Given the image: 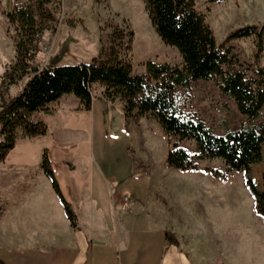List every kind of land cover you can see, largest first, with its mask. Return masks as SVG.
Wrapping results in <instances>:
<instances>
[{"label":"rangeland","instance_id":"rangeland-1","mask_svg":"<svg viewBox=\"0 0 264 264\" xmlns=\"http://www.w3.org/2000/svg\"><path fill=\"white\" fill-rule=\"evenodd\" d=\"M28 1L32 0H0V79L14 63L16 41L15 31L7 24L4 13ZM59 4L55 33H45L38 44L33 63L38 68L89 63L107 45L111 33L108 24L133 32L131 51L126 57L133 74L144 75L143 65L147 61L157 66L182 67L177 50L161 43L155 34L141 1L59 0ZM195 4L204 14L217 44L233 29L264 23V0H195ZM229 46L243 67L252 65V37L234 40ZM259 65L264 68V48ZM28 79L25 77L8 89L0 86V106L2 101L19 94ZM102 92L103 87L92 85L93 125L89 113L73 116L78 101L66 95L35 115L38 119L55 116L46 119V135L18 139L13 152L31 143L28 150L37 153L40 162L41 150L46 148L57 172V159L72 150L109 154L121 169L134 168L135 186L145 185L152 198L166 208L168 227L194 262L264 264V220L254 211V200L244 186L242 174L230 172L227 181L221 183L202 173L166 168V153L176 140L166 135L152 117L125 123L121 103L105 101ZM180 102L186 116L200 119L218 135L226 128L235 129L238 124L247 123L233 101L223 96L213 82L199 81L187 92L180 91ZM263 122L264 118L255 121ZM91 133L95 136L94 144L90 142ZM84 137L89 138L86 143ZM72 138L79 139V148L61 146V141ZM179 146L195 153V145L190 141L179 142ZM199 165L225 170L218 159L204 160ZM263 175L264 144L262 160L250 173L258 190H264ZM128 184L132 187V180ZM128 202L130 209L129 198Z\"/></svg>","mask_w":264,"mask_h":264},{"label":"trees","instance_id":"trees-1","mask_svg":"<svg viewBox=\"0 0 264 264\" xmlns=\"http://www.w3.org/2000/svg\"><path fill=\"white\" fill-rule=\"evenodd\" d=\"M144 6L155 34L166 46L177 50L182 67L157 66L144 63L145 74L132 73L126 60L134 34L108 24L111 30L106 46L87 64L45 66L38 68L34 60L38 44L45 33H55V16L59 0H32L14 6L4 13L16 34L14 63L8 66L0 86L8 89L25 77V87L16 96L2 101L0 106V164L14 149L18 139L45 136L47 125L34 119L51 104L71 95L79 102L80 111L92 108V85L103 87L102 97L119 101L125 120L137 121L152 117L162 131L175 139L167 151L164 165L177 172L208 175L225 183L230 172H240L244 186L254 200V211L264 220V190H258L250 177L251 168L262 160L264 144V68L259 65L264 48V23L245 25L231 30L220 44L195 0H138ZM254 40L253 63L243 64L232 53L229 43L243 38ZM213 82L220 93L233 101L238 113L247 119L235 129L226 128L221 135L200 119L186 116L180 102V91L187 92L192 84ZM190 141L195 153H189L179 142ZM221 160L225 170L201 168L204 160ZM41 170L63 207L73 230L76 216L62 196L52 169L48 150L41 155ZM264 184V175L262 176ZM167 246H177L175 236L166 231Z\"/></svg>","mask_w":264,"mask_h":264},{"label":"crops","instance_id":"crops-1","mask_svg":"<svg viewBox=\"0 0 264 264\" xmlns=\"http://www.w3.org/2000/svg\"><path fill=\"white\" fill-rule=\"evenodd\" d=\"M78 108L79 102L73 116L91 115L93 103L90 112ZM47 117L34 119L46 124ZM89 121L93 125V115ZM79 144L77 138L61 141L71 149ZM31 145L12 150L0 164V264H197L176 237L177 246L166 245L164 233L174 235L167 210L145 185L135 186L134 168L121 169L106 153L72 150L57 159L58 172L51 160L76 216L73 230ZM123 196L130 199L127 211Z\"/></svg>","mask_w":264,"mask_h":264},{"label":"built area","instance_id":"built-area-1","mask_svg":"<svg viewBox=\"0 0 264 264\" xmlns=\"http://www.w3.org/2000/svg\"><path fill=\"white\" fill-rule=\"evenodd\" d=\"M128 197L127 196H124L122 197V204H123V207L125 210L129 209V204H128Z\"/></svg>","mask_w":264,"mask_h":264}]
</instances>
